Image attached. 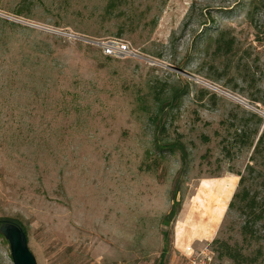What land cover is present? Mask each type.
Instances as JSON below:
<instances>
[{"label":"rangeland","instance_id":"374dc122","mask_svg":"<svg viewBox=\"0 0 264 264\" xmlns=\"http://www.w3.org/2000/svg\"><path fill=\"white\" fill-rule=\"evenodd\" d=\"M110 1L0 0V221L37 264H264V220L229 208L264 120V0ZM262 177L259 157L264 218Z\"/></svg>","mask_w":264,"mask_h":264},{"label":"trees","instance_id":"16d2710c","mask_svg":"<svg viewBox=\"0 0 264 264\" xmlns=\"http://www.w3.org/2000/svg\"><path fill=\"white\" fill-rule=\"evenodd\" d=\"M112 4H113V0L110 1V3L108 4V8H111ZM228 49H230L229 46H228ZM248 116H249L248 121H251V119H253L254 125L256 127L252 132V135H253L252 140L247 142V145L253 148L252 156L250 158V162L252 163L246 166L244 174H239L240 176L239 187L241 188V190L237 192L236 194H234L232 198V202L229 205V208L230 209L236 208V210L240 211L241 213H245V210L249 209L250 215L248 216L251 217L252 224L256 225L260 221L264 220V218H262L261 213L255 209L257 206L256 204L257 202L255 198L248 197L245 187H246V184L249 182V177L253 175L254 172L256 171L257 158L264 157V130L262 131L259 130L262 124V121L264 120H262V118L258 116L257 114H250ZM242 133H243L242 130H240L239 132L235 131V137L239 139L240 137H242ZM261 186L264 187V177H262L261 179ZM178 191H179V183L177 180L174 184V189L172 190L171 196H170V200H171L170 210L168 214L163 218L164 225H168L171 221L175 220L176 216L178 215L180 205H181L180 202H177ZM237 201H239L240 204L242 203V205L237 206ZM3 222H7V221H0V225ZM15 225L22 227L21 225H18V224H15ZM242 233L244 235L252 234L248 223L242 226ZM215 243L218 244L221 257L226 256L232 259L234 262H238V263H244L246 261L247 258L243 257L241 253H239L237 250L233 249L232 247L228 246L226 243H220L217 241Z\"/></svg>","mask_w":264,"mask_h":264},{"label":"water","instance_id":"95a60500","mask_svg":"<svg viewBox=\"0 0 264 264\" xmlns=\"http://www.w3.org/2000/svg\"><path fill=\"white\" fill-rule=\"evenodd\" d=\"M0 235L7 241L13 264H37L28 247V238L24 229L10 222L0 225Z\"/></svg>","mask_w":264,"mask_h":264},{"label":"built area","instance_id":"2783aa9c","mask_svg":"<svg viewBox=\"0 0 264 264\" xmlns=\"http://www.w3.org/2000/svg\"><path fill=\"white\" fill-rule=\"evenodd\" d=\"M102 50L105 56H126L131 54L129 47L119 41H110L102 46ZM209 261V259H207ZM191 264H199L195 260L191 261ZM203 264H209L204 262Z\"/></svg>","mask_w":264,"mask_h":264}]
</instances>
